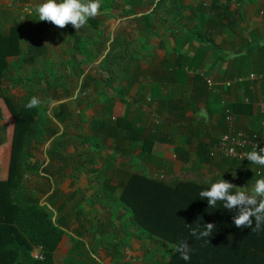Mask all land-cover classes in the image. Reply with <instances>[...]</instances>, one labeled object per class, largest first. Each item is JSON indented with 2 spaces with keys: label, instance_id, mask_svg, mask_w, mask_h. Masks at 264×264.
I'll return each instance as SVG.
<instances>
[{
  "label": "crops",
  "instance_id": "0c3cea01",
  "mask_svg": "<svg viewBox=\"0 0 264 264\" xmlns=\"http://www.w3.org/2000/svg\"><path fill=\"white\" fill-rule=\"evenodd\" d=\"M42 2L43 0H0V34L9 35L11 28L15 26L14 45L20 51L19 55H6L8 70L13 65L24 64L25 60H21L20 55L29 49L31 43L42 42L47 49L48 45H52L46 39L36 41L32 36L28 40L25 38L26 17L31 16L26 5ZM204 4L198 0V5ZM216 4L217 11L211 13V16L198 15L197 31L186 27L184 23L188 20L182 17V21L178 19L174 22L172 29L163 31L162 42L153 37L146 44L145 52L142 47L133 48L135 52L132 55L137 53L141 56L131 62L136 65L134 76H117L116 90L102 87V77H97L101 78L98 90L89 88L84 93V99L85 96L95 94L96 99L102 100H99L100 120L109 118L108 113L103 111L102 105H106L103 103L104 99H114L111 104L112 119H117L121 128H118L114 137L104 136V140L113 147L115 156H104L101 162L90 157L93 164H100L99 170L88 165V170L82 168L78 171L73 162H82L71 160L65 172L56 169L54 173H50L51 187L46 177L41 175L38 176L46 183L38 184L35 189L24 182L27 195L43 196L45 200H41V203L48 206L52 219L57 220L65 231L54 250L53 264H91L90 260L95 258L89 255L85 247L98 255L97 258L103 264H129L130 259L117 256L121 248L114 244L110 246L108 237L101 235L107 234V227L117 221L124 228L132 226L125 218L127 215L119 204L118 196L127 177L136 169L143 168L148 175L157 174L167 179L190 176L203 177L212 182L225 179L248 188L257 179L264 178L255 175L253 165L246 173L238 174L234 161L208 156L209 149L226 128L224 104H248L245 110L235 111L236 124L241 129L255 131L264 142V78L248 79L250 73L264 72V0H217ZM199 8L206 11L202 6ZM218 10L222 12L219 13ZM57 33L54 36L55 42L63 45V31L57 30ZM73 45V40L67 39L68 51L73 49ZM222 54L225 55L224 58ZM68 61L66 59L63 63L50 59L54 68H65ZM87 65L88 61L80 63L81 68H87ZM185 67L194 70L187 72ZM194 71L203 72L199 79ZM7 75L8 78L3 77L2 85L7 84L10 95L9 72ZM233 77H242L244 80L227 88L209 86L207 83H218ZM61 94L63 98H74L68 91ZM4 114L2 107L0 178L6 175L11 147L10 143H2L4 139H8L6 122L1 117ZM24 177H27L26 172ZM93 180H98L95 186ZM96 195L99 197L98 201H105L104 205L96 201ZM94 227H97V233H94ZM125 233L128 237L125 242L130 246L138 244L135 235ZM40 249L38 246L33 247L31 255L39 253Z\"/></svg>",
  "mask_w": 264,
  "mask_h": 264
},
{
  "label": "trees",
  "instance_id": "16d2710c",
  "mask_svg": "<svg viewBox=\"0 0 264 264\" xmlns=\"http://www.w3.org/2000/svg\"><path fill=\"white\" fill-rule=\"evenodd\" d=\"M216 1H211L208 11L215 12L217 10ZM158 5L159 2H156L154 10L158 8ZM134 11V8H130L126 15L129 20L134 19L136 22L144 23L139 29L145 35V44H147L164 24H157L151 18L152 13L150 12ZM218 12L222 11L218 10ZM14 27L11 28L9 35L0 34V94L4 93L3 97L10 107L15 122L13 134L8 138L11 139V147L8 153L6 175L0 178V264H53L54 250L65 231L57 220L52 219L50 209L46 204L27 195L23 182L24 173L27 170L29 172V168H33L37 175L46 177L51 187L50 173H54L56 169L59 172H65L71 160L75 159L72 153L65 152L66 135L70 136L65 129H69L71 125L83 127L86 109L79 111L81 122L73 124L74 115L68 109V97L63 98L56 92L54 94L52 91H46L42 97L44 98L42 101L48 100L49 103L44 112L45 118L51 119L53 124L57 123V130H52L47 126V120L43 119L40 107L27 109L25 107L29 102L27 97L23 96L18 99L8 95L7 84L2 85L3 77L8 78L9 72L6 55L20 54L17 45H14ZM36 30L38 32L46 31L42 28H36ZM132 30L133 27H129L128 34H131ZM114 35L113 45L110 49L115 50L118 44L125 48L123 52L114 53L111 56V68L113 69L110 70L114 73L115 69L123 76H134L136 65L131 62L133 59H140L141 56L137 53L132 55L135 50L130 47V42L121 31H117ZM76 42L75 40L73 47ZM28 48L25 53L28 59L34 61H39V58L42 57L40 55L45 54V50H47V47L42 43H31ZM126 50L129 51L128 55H126ZM25 56L24 53L20 55L21 60H26ZM17 67L20 69V66ZM80 74L83 81L73 102L79 107L83 104L85 108H89L92 103L91 101L86 102L83 95L89 91V88L97 91L101 78L85 71H80ZM195 75L198 79L201 77L198 72ZM11 80L14 84L23 81L18 78H11ZM102 81L112 90H116V77H112L110 81H105L102 77ZM53 82L50 81V84L53 85ZM55 83L60 84L56 81ZM10 87H13L12 83ZM71 98L69 97V99ZM96 101L94 99L92 102ZM123 101L127 102L126 99ZM113 102L112 97H107L103 101L106 103V105H102L103 111L108 113V119L92 120L90 123L88 131L92 136L95 135L93 137L95 141L97 137L99 140H104V136L114 137L118 128H121L117 119H112L111 104ZM248 106L245 103L225 104L223 107L224 120L226 109L234 114L235 111L245 110V107ZM37 136L46 138L45 141H49L53 137L55 139L45 148L46 158L43 162H38L39 166L37 160L28 165L24 158L29 156ZM78 138L81 144L86 142L88 144V147H80L81 152H92L93 145L88 143L87 137L83 134ZM7 141L4 139L2 143H8ZM98 144L96 141L93 147L96 149ZM73 163L78 171L84 167L81 165L82 163ZM53 164L57 165L54 170L51 168ZM46 165H49L50 169ZM138 171L143 170L136 169L127 177L118 196L119 204L122 205L124 213L127 215L125 218L132 224L129 227L125 226L124 229L135 235L141 245L143 239H147L150 245L154 243L157 249L165 244L169 245V252H164L168 255L161 264H264V225L259 231H252V228H238L233 219L238 208L228 211L223 208L222 202H218L214 208H209L207 200L200 199L199 193L208 190L215 182L195 176L167 179L159 177L157 174L146 175ZM232 184L237 187H245L236 182H232ZM207 223L216 225V229L210 237L197 239L191 235L193 229L199 233ZM181 241H188L191 247V259L188 261L183 260L180 254L175 251V245ZM37 246L41 248L42 259H36L31 255L32 248Z\"/></svg>",
  "mask_w": 264,
  "mask_h": 264
},
{
  "label": "rangeland",
  "instance_id": "374dc122",
  "mask_svg": "<svg viewBox=\"0 0 264 264\" xmlns=\"http://www.w3.org/2000/svg\"><path fill=\"white\" fill-rule=\"evenodd\" d=\"M156 2H159V5L158 8L154 10V5ZM200 2L205 4L198 5V0H101L100 14L95 18L89 19L88 23L78 32L71 24L63 29H60L51 23L38 21L39 16L36 9L39 4L31 5L28 3L26 5V8L27 12L31 14V16L27 15L26 17V40L30 39L31 36L35 38L36 41L41 39L43 41V39H46L48 43L51 42L53 46L48 45L49 48L45 50V54L40 55L42 57L39 58V61L28 59L27 54L24 53V55H26V60L24 61V64L19 65L20 69L16 65L10 67V78L23 79L22 82H20L19 84L17 83L18 85L14 84L11 80L10 83L13 84L10 92L11 98L13 96L14 98L17 97L18 99H20L21 97L25 96L29 101L31 97L37 96L42 101V99H44L42 97L46 94V91H52L54 94L59 93L58 96L63 91H68L69 94H71L70 96L75 97V94H77L78 88L82 85L83 81V77L80 74V71L84 70L90 72L89 74L91 75H94L96 77L101 76L103 77V79H107L109 81L112 79V77L120 76L117 70L114 69V73L111 71L113 69L111 68V56L114 53L118 54L119 52H123L125 47L118 44L115 50L110 49V47L113 45L112 38L113 36H115L114 34L117 31H121L124 35H126V39L130 42V47L134 49H139L140 47H143L142 49L146 48V37L142 34V32H140L139 29L140 26L144 23H142L141 21L136 22L134 21V19L129 20L126 12L130 8H134V12H150L152 13L151 18H153L157 24H164L161 28H159V31L155 36L156 41L162 42L163 33H165L163 31L169 28L172 29L174 26V22H177L178 19L182 21V19L185 18L186 20H188V22L184 23L186 27H189L194 31L198 30V22L196 23V20L198 21V15H203L206 17L207 15L211 16V13H213V10L212 12L210 10L208 11L210 0H200ZM201 6L204 7L206 11H201V8H199ZM189 17H191V19H189ZM131 26L133 27L132 33L128 34L127 30ZM36 28L46 29V31L38 32ZM57 30L63 31V33L61 34V41L63 45L55 42L54 36L60 34L59 32L57 33ZM197 36L196 38H198ZM164 37L166 36L164 35ZM67 39L73 40V42L75 40L77 41L71 51H68L70 49L66 48ZM166 41L168 42V40ZM50 48H52V50ZM146 49L143 52H145ZM128 52L129 51L126 50V55H128ZM216 53L217 55H219L218 50L216 51ZM84 54L87 56V59H85ZM224 54L226 55L227 53ZM224 54L221 55L223 58L225 56ZM52 58H54L55 60H60L63 63L66 61V59H69L70 61L65 68H63L62 66H60L59 68H54L50 63V59ZM86 60L88 61V67L81 68L79 63L87 62ZM185 68L187 72H192L194 70V68L192 69L190 67ZM198 73L202 74L203 72L200 71ZM50 81H54L53 85L50 84ZM55 81L60 84H56ZM104 86L106 85L103 83L102 87ZM0 97V108L2 109L3 107L5 111V114L3 116L1 115V117L5 119L6 124L3 119L2 122H4L5 124V130L7 127V136L8 138H10V136L13 134L15 122L13 121V115L11 113L10 107L6 103L5 98L2 96V94H0ZM96 98L97 97L95 94L85 96V101H91L92 103L89 108H85V105L83 104L80 107L77 106L75 102H73V97L67 100L69 104L68 109L74 115V120L72 121L73 124L81 122L80 115H78L80 113L79 111L86 109V116H84V122L82 123L83 127L79 128L78 125H71L69 126V129H65V131H68L70 135H66L67 147L65 148V152L72 153V155L75 156V161H80L79 163L82 162L83 166L87 168L86 169L85 167H83L84 170H88V165L94 167L96 170H99L98 167L100 166V164H93L90 160V157L95 158V161L98 160L101 162V158H104V156H115L113 147L109 145L106 140H99L97 136L96 141H98L99 144L96 149L93 147L94 143H96L95 139L93 138L95 135L92 136L88 130L92 120H100L99 114L101 110L99 109L102 102L99 97L98 98L101 102H99V100ZM94 99H96L97 101L92 102ZM48 104V100H44L40 105L42 117L45 121L47 120V126L49 128H51L52 130H57V123L54 122L55 124H53L51 123V119L45 118L44 112L47 109ZM0 129H2L1 124ZM83 134L87 137L88 143L90 142L93 145L92 152H81V146L88 147V144H86L87 142L83 144L79 142L80 139L78 137H82ZM45 139L46 138L37 136V138L34 140L31 151L29 152V156H26L24 158V160H27V163H29L28 165L34 162L35 159L37 160V163L43 162V160H45V148L49 146L55 138L53 137L49 141H45ZM7 140V142L10 143L11 139ZM82 158L86 159L82 160ZM47 162L48 160L46 161V163ZM39 163L38 166L40 165ZM56 166L57 165L53 164L51 168H53L54 170ZM46 167L50 169L49 165H46ZM103 167H105V165ZM29 170V172H26L27 177L23 178V182H26L29 187L35 189L38 187V184L41 185L42 183L43 185L46 183L43 178L36 174L33 168H29ZM141 170L143 171L138 172L146 173V175H148L146 169L141 168ZM93 181L95 186L98 183V180ZM46 187H48V184ZM32 195V197H35L36 200H45L43 196H38L35 194ZM98 200L99 197L98 195H96V201L99 202L100 205L101 203L102 205L105 204V201H103V199H101L100 201ZM105 225L106 223L104 224V226ZM93 230L94 233H97V227H94ZM106 230V232L108 233L102 234L101 236L106 238L108 237L110 246L114 244L117 245V247L121 248L117 256L121 259L123 258L122 256L127 257L128 259H130L129 264H161L164 258H166L168 255L164 252H169V245L165 244L161 248L157 249L154 243L150 245L147 239L142 240V245L138 242V244H132V246H130L128 242H125L127 241L128 237L126 236V233L124 231L125 229L123 227V224L119 221H117L116 224L109 225ZM85 249L88 251L89 255L91 254L95 258V260H90L91 264H103L102 261L97 258L98 255H96L95 253L93 254V251L89 249V247H85ZM129 253L132 254V256H130Z\"/></svg>",
  "mask_w": 264,
  "mask_h": 264
},
{
  "label": "clouds",
  "instance_id": "9594fccd",
  "mask_svg": "<svg viewBox=\"0 0 264 264\" xmlns=\"http://www.w3.org/2000/svg\"><path fill=\"white\" fill-rule=\"evenodd\" d=\"M100 9L101 0H43L36 11L39 16L38 21L51 23L60 29L71 24L78 32L88 23L89 19L100 14ZM41 104L40 98L33 96L25 107L27 109L38 108ZM258 149L248 152L246 159L252 164L264 167V148L259 147ZM199 196L200 199L207 200L209 208H214L218 202H222L223 208L228 211L238 208L233 218L238 228H252V231H259L264 225V178L257 179L250 188L237 187L225 179H220L212 183L208 190L201 191ZM202 229L199 233L193 229L191 235L197 239L210 237L216 225L207 223ZM175 251L183 260L191 259V247L188 241H181L175 245Z\"/></svg>",
  "mask_w": 264,
  "mask_h": 264
},
{
  "label": "built area",
  "instance_id": "2783aa9c",
  "mask_svg": "<svg viewBox=\"0 0 264 264\" xmlns=\"http://www.w3.org/2000/svg\"><path fill=\"white\" fill-rule=\"evenodd\" d=\"M264 78V72L262 73H250L248 79ZM244 79L242 77H233L221 82L208 81L209 86H221L223 88L231 87ZM225 105V104H224ZM226 128L215 142V144L209 149L208 155L211 158L220 157L222 159H228L235 162L236 172L238 174H244L248 171L251 165L255 166L254 173L258 177L264 176V167L250 163L246 159V154L253 149L264 148V142L260 140L259 135L255 131H249L241 129L236 124L235 115L226 109L225 116ZM264 125V122H262ZM36 259H42L41 249L40 252L33 256Z\"/></svg>",
  "mask_w": 264,
  "mask_h": 264
}]
</instances>
